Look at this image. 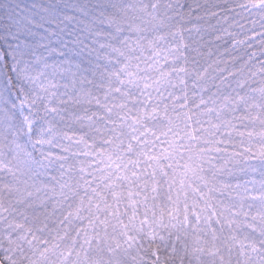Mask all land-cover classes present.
<instances>
[{
	"label": "snow or ice",
	"instance_id": "6c2138e0",
	"mask_svg": "<svg viewBox=\"0 0 264 264\" xmlns=\"http://www.w3.org/2000/svg\"><path fill=\"white\" fill-rule=\"evenodd\" d=\"M0 264H264V0H0Z\"/></svg>",
	"mask_w": 264,
	"mask_h": 264
}]
</instances>
